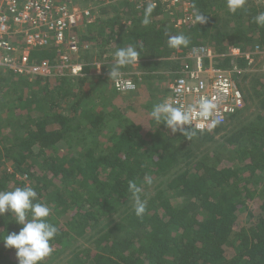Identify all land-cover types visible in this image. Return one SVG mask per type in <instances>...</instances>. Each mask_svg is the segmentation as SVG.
<instances>
[{
  "label": "trees",
  "instance_id": "obj_1",
  "mask_svg": "<svg viewBox=\"0 0 264 264\" xmlns=\"http://www.w3.org/2000/svg\"><path fill=\"white\" fill-rule=\"evenodd\" d=\"M139 2H118L120 15L115 6L101 7L92 24L73 30L81 44L79 63L92 65L99 51L105 56H99L104 70L91 85L96 69L90 65L83 76L73 78L0 71V190L33 186L50 207L48 219L58 233L43 264H264L263 75L245 74L240 80H249L241 91L259 102L260 113L232 132L223 153L178 159L164 125L133 131L118 124L105 144L96 143L111 106L101 86L109 82L112 89V79L104 73L118 48L133 46L141 53L138 68L126 77L137 87L140 76L148 78L161 64L171 69L173 81V72L191 61L172 57L184 58L192 48H211L219 56L231 48L264 47V27L254 22L264 11V0L235 14L225 10L233 20L222 28L207 18L202 25L189 19L178 30L167 19L172 10L198 9L207 16L218 0H179L168 7L158 3L147 26L142 20L149 2L138 9ZM173 30L190 38L188 47L168 46ZM89 43L95 49L84 50ZM43 61L58 63L54 48L30 52L31 63ZM216 61L229 65L226 59ZM145 176L151 177V185L144 184ZM129 181L142 188L147 202L143 219L134 214ZM12 219L0 217V238L19 231ZM0 264H18L15 250L6 249L2 240Z\"/></svg>",
  "mask_w": 264,
  "mask_h": 264
},
{
  "label": "built area",
  "instance_id": "obj_2",
  "mask_svg": "<svg viewBox=\"0 0 264 264\" xmlns=\"http://www.w3.org/2000/svg\"><path fill=\"white\" fill-rule=\"evenodd\" d=\"M103 1L98 0L99 6L106 5ZM148 2L149 5L160 3L168 7L179 0H140L137 8L141 9ZM90 4V0H0V71L44 79L83 76V68L90 64L77 62L81 44L73 30L82 24L93 23L97 8ZM183 6L186 7L185 4ZM188 20L184 18L181 23ZM91 46V43L86 44L83 49L89 51ZM47 47L55 49L58 63L30 62L31 51ZM216 59L219 62L229 60V65L222 67ZM171 60H190L191 65H184L183 70L173 72L167 100L188 105L195 104L201 96L214 99L222 117V122L216 127L228 123L244 110L240 80L245 74L264 76V47L259 45L243 52L231 48L219 56L211 48H192L186 57H172ZM241 60L242 65L239 64ZM100 62L90 65L97 74H102ZM105 75L109 77V73L105 72ZM111 83L118 94L137 91L135 83L124 76L112 79Z\"/></svg>",
  "mask_w": 264,
  "mask_h": 264
},
{
  "label": "clouds",
  "instance_id": "obj_3",
  "mask_svg": "<svg viewBox=\"0 0 264 264\" xmlns=\"http://www.w3.org/2000/svg\"><path fill=\"white\" fill-rule=\"evenodd\" d=\"M226 4L228 11L235 14L244 8L246 0H226ZM153 8L154 5L146 8L142 20L144 26L150 23ZM193 17V23L196 25L207 23V16L198 9H194ZM254 22L259 27H264V11L254 17ZM189 44L190 38L183 34L172 35L168 39V46L172 49L188 47ZM140 56V51L133 46L118 48L111 67H108L109 79H119L121 68L139 64ZM149 115L158 127L164 125L172 134L179 132L189 140L198 133L211 131L222 122L218 105L214 99L207 96H201L195 104L188 105L169 102L166 99L153 104ZM152 183L151 177H144L145 185ZM128 192L132 196L134 214L143 219L147 202L141 197L142 188L136 182L129 181ZM5 214L13 217L11 221L21 227L18 232H7L0 238L4 247L15 250L18 264H43L53 252L50 241L58 233L57 227L48 219L51 209L47 203L40 201L34 187L27 184L17 186L11 191L0 190V217Z\"/></svg>",
  "mask_w": 264,
  "mask_h": 264
},
{
  "label": "rangeland",
  "instance_id": "obj_4",
  "mask_svg": "<svg viewBox=\"0 0 264 264\" xmlns=\"http://www.w3.org/2000/svg\"><path fill=\"white\" fill-rule=\"evenodd\" d=\"M120 1L121 0H104L103 2L106 5L99 6L98 0H90V3H91L90 6H92L93 8L96 7L97 10L101 7H105L106 9H111L110 6H113V7L115 6V8H117L116 15H120L119 8L117 7L118 2ZM225 3H226V0H218V2H216L211 7V12L207 15V18L210 20V24L212 26L222 28V26L227 25L230 21L233 20L231 16H228L223 13L225 10H228ZM250 3L257 4V0H246L245 6L247 7V4L249 5ZM184 4H182V6ZM245 6L242 9L243 11H245ZM183 9L179 8L178 10H172V12L168 14L167 16L168 17L167 19H170L171 24H172V21H175L176 30H178L179 26L181 25L182 19L180 20L181 18L179 16L180 14L184 18L190 19V21H193L194 19L192 9L190 8H188L187 10L186 9L183 10ZM97 10L95 11V13H97ZM113 15L116 16L115 13ZM191 17H193V19ZM240 23L244 24V22H240ZM85 25L86 24H82L81 26H79L78 29L81 30L82 28L86 27ZM128 26H129V22L126 23V27ZM175 33L176 32H174L173 30L170 36L175 35ZM92 43H95V42H92ZM91 48L95 49L93 46H91ZM92 49H90L89 51H91ZM99 56L102 58V60H103V57H105L104 53H101L99 51V53H97L96 62H98L99 60L101 61ZM79 59H80V56H78L77 62H79ZM157 59L159 60V58ZM165 60L166 59H161L160 61L164 62ZM100 63H102L100 69H102L103 71L104 70L102 67L103 62H100ZM112 63L113 62L109 63V65L111 66ZM134 66L137 67V64L133 66H127V67L121 68L120 70L121 76L131 77L133 74ZM159 67L160 68L157 71L152 72L148 76V78L147 76L145 77V75L140 76L141 79L137 80L139 85L135 93H126V94L117 95V93H115L111 89V85L109 82H106V85H104L103 87L101 86V88L104 91L105 98H108L111 100L110 101L111 106H108L107 109L104 108L106 109L105 111L109 112L110 114H109V117L107 118L105 129L103 130L104 133L102 132L101 136L97 137L96 143L100 142L102 145L105 144L108 134L112 132V130H115L118 124H120L123 127L122 130L127 129V130H133V131H139V130L140 131H151L157 127V125L151 119L149 113L151 111L153 104L162 102L167 99L169 92H170V86L172 84V77H173L171 74V69H169L168 66L161 64ZM91 74H90L91 78L93 79L90 80L89 85L94 83V77L95 75H97V71L95 70ZM260 77L261 79L262 78L264 79V76H260ZM249 84L250 82L249 80H247L246 83L244 82V84L243 83L241 84V87L243 86L244 88L245 87L248 88ZM243 95L245 97L244 110L241 112V114L238 117L231 120L232 121V122L230 121L231 123L229 122L225 123L224 125H226V127H223L221 129H217L218 127H215L211 131H205L203 133H198L196 136L192 137L191 140L185 138L179 132L175 134L168 132L167 134H169L170 136L168 137L167 140L171 142V148H172L171 150L175 154H177L178 159L180 158L183 160L188 159V158L194 159L196 158V156H199L201 158L203 156H211L215 154H220L221 152L223 153L227 147L225 145V142L228 138H230L232 132H234L235 130H238L239 127L243 126L246 120H249V121L254 120L255 116L258 113H260L259 102L257 100L250 99V95L248 93H247V96L245 94ZM89 140L90 138H88V141ZM64 149H65V145L62 144V146L60 147V150H64ZM194 160H197V159H194ZM177 169L179 170V166L176 167L175 171H177ZM86 246L87 245H84L83 247H86ZM60 263L61 261L58 262V264Z\"/></svg>",
  "mask_w": 264,
  "mask_h": 264
},
{
  "label": "crops",
  "instance_id": "obj_5",
  "mask_svg": "<svg viewBox=\"0 0 264 264\" xmlns=\"http://www.w3.org/2000/svg\"><path fill=\"white\" fill-rule=\"evenodd\" d=\"M134 68H136V67L134 66Z\"/></svg>",
  "mask_w": 264,
  "mask_h": 264
}]
</instances>
